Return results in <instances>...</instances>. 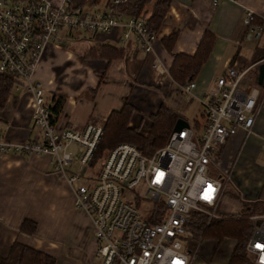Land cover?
<instances>
[{"label":"built area","instance_id":"1","mask_svg":"<svg viewBox=\"0 0 264 264\" xmlns=\"http://www.w3.org/2000/svg\"><path fill=\"white\" fill-rule=\"evenodd\" d=\"M124 1L109 0L103 10L92 11L84 4L71 10L68 0L57 5L48 0H0V72L16 78L13 88L21 86L30 93L29 118L35 130L34 140L20 144L0 140V153L50 157L53 172L73 192L75 208L89 218L94 256L102 264H191L200 240L189 244L185 224L191 212L205 214L207 220L219 217L217 209L230 171L218 173L215 161L232 137L241 133L243 143L252 132L260 89L243 82L264 58L246 68L229 65L215 78L200 101L199 129L188 122L178 132L171 130L165 144L149 155L120 143L92 162L102 124L89 120L79 130H57L33 71L44 47L60 45L64 34L75 29L109 32L122 25L119 46L132 34L137 48L149 53L154 34L147 30L144 18L125 14L120 21L109 7ZM219 1L211 0L212 6ZM253 17L245 10L242 24L257 39L263 30L264 10L261 23H252ZM151 67L160 81L172 82L157 59ZM193 87V82L179 87L180 94L191 95ZM70 146L78 157L75 169ZM248 219L251 231L245 251L249 264H264V213Z\"/></svg>","mask_w":264,"mask_h":264},{"label":"crops","instance_id":"2","mask_svg":"<svg viewBox=\"0 0 264 264\" xmlns=\"http://www.w3.org/2000/svg\"><path fill=\"white\" fill-rule=\"evenodd\" d=\"M48 1L56 5L62 2ZM108 2L84 0L83 4L90 6L92 11H101ZM245 10L260 18L264 0H220L214 6L211 0H169L149 53L137 48L132 34H128L124 44L119 46L118 40L124 30L122 25H116L109 32L87 31L88 37L83 38V46L78 49L47 44L35 65L33 79L40 83L48 107L54 99L62 100L54 121L55 128L79 130L89 120H96L103 126L109 112L118 109L126 99L135 109H140L136 107V93L149 87L158 88V85L164 91H159L155 97L157 103L164 102L179 114L183 99L187 105L199 107L201 114L200 101L213 87L215 78L229 65L250 66L257 61H253L257 49L264 47V28L260 36L253 39L242 24ZM116 15L120 21L125 18V13ZM205 30L213 34L214 40L206 60L192 79L191 95L186 97L168 78L159 80L158 73L151 67L152 60L157 59L160 67L168 72L172 54H193ZM171 33L176 36L171 51H167L160 39ZM70 37L71 32L64 34L63 41ZM95 44L113 46L124 56L109 61L83 58V53ZM245 79L246 76L243 83L249 84ZM252 79L250 84H256V76ZM30 102V93L21 86L12 87L0 110V140L13 144L34 140L35 130L29 118ZM258 103L252 132L244 140L250 139L248 148L251 150L264 148V96L261 98L260 91ZM155 108L156 105L149 113ZM140 111L143 112V108ZM128 123L135 125L130 120ZM241 138V133L236 134L222 148L215 161L220 171H225L221 161L231 159L245 145ZM257 188L254 193L242 194L240 200L264 202V177ZM241 193L240 190L234 192L235 195ZM73 200V192L64 178L53 172L49 156L0 153V254L5 255L11 243L16 241L55 259L74 255L87 262L94 256L95 240L89 218L75 208ZM218 207L224 209V206ZM23 219L34 221L36 227L32 234L20 231Z\"/></svg>","mask_w":264,"mask_h":264},{"label":"trees","instance_id":"3","mask_svg":"<svg viewBox=\"0 0 264 264\" xmlns=\"http://www.w3.org/2000/svg\"><path fill=\"white\" fill-rule=\"evenodd\" d=\"M99 0H94L98 3ZM84 0H68L67 5L71 10H78ZM169 0H125L116 5H109L114 12L125 13L135 17L144 18L147 30L155 35L168 8ZM252 23H261L259 17H253ZM264 28V24H263ZM176 34L163 36L160 41L167 51H171ZM214 37L211 32L205 30L198 41L193 54L174 53L168 68V75L172 82L179 87L192 82L201 65L206 60L211 49ZM123 52L113 46L95 44L83 53L84 58L103 59L106 61L122 58ZM257 53L253 61L258 58ZM16 78L7 73L0 72V110L3 108L7 95L16 83ZM62 100L56 98L49 106L52 120L55 121ZM133 105L123 101L118 109L109 112L97 143L94 148L92 162L99 159L104 152L120 143L133 145L141 154L149 155L154 150L163 146L172 130V126L178 117H181L164 102H160L156 110L149 114V125L146 132H140L138 127L129 126L128 122L134 111ZM198 120L191 122L192 126L199 129ZM241 209L235 215L221 213L217 218H210L201 213L191 212L185 224L188 233L189 244L194 245L200 240H210L218 244L224 239L232 242L231 249L225 264H242L249 262L245 251V242L251 231V223L248 216L256 212H264L262 201H240ZM35 223L29 219H23L20 223V231L32 234ZM0 264H55V259L40 250L34 249L19 242H12L5 255L0 254Z\"/></svg>","mask_w":264,"mask_h":264},{"label":"rangeland","instance_id":"4","mask_svg":"<svg viewBox=\"0 0 264 264\" xmlns=\"http://www.w3.org/2000/svg\"><path fill=\"white\" fill-rule=\"evenodd\" d=\"M84 37H88L87 31L82 29H75L71 31V37L67 41H63L65 43L62 42L61 44L67 46L68 48L78 49L83 46V42L81 41ZM256 52L258 55L257 61L259 62L264 57V47L262 49H257ZM254 76H256V66L248 71V73L246 74L245 82L250 84ZM162 89L163 88H161V85H158V88L149 87V89H141L139 93H136V96L134 97L135 101L137 102L136 107H139L140 109L143 108V112L140 111V109H134L135 112L133 111L134 113H132L130 117L131 123L133 121V123L135 124L132 127H138V130L140 132H143L142 130H144L145 128L148 129L147 126L149 125V114L153 113L160 103H157L155 101V97L159 95V91H164ZM260 96L261 98H263L264 96V88L262 87L260 90ZM124 101H127V99ZM155 105L156 108L154 109V111L149 113ZM199 111L200 108L196 105H187L185 100H181L178 112L179 115L183 117L187 122L191 123L194 120H198L201 123ZM248 142H250V139H247V141L244 142L245 145H242L243 147H241L239 152H235L231 159H219L222 160L221 162L224 166V170L227 172L230 171L229 182H227L223 196L219 202V206H224V209H217L219 214H221L220 212H222L235 215L237 212H239L241 209L240 197H242V194H245L249 191L251 193L256 192L258 190L257 187L259 186V183L264 177V148H261L260 150H251L248 148ZM69 148L73 152L74 161L72 166L73 169H75L78 157L77 154H75V147L70 146ZM217 156L219 157L220 155ZM221 171L217 169L218 173H220ZM238 190L242 192L241 195L234 194V192ZM129 198H131V194ZM145 203V206L148 207L149 201L146 200ZM260 213L262 212H256L254 214ZM231 246L232 242L229 239H224L218 244L210 240H202L191 264H225ZM78 257L79 258L75 257L74 255H69L66 259L53 258L55 259V264H102L101 260L95 256L91 257L87 262H84V260H82L80 256ZM242 264H249V262L247 261Z\"/></svg>","mask_w":264,"mask_h":264},{"label":"water","instance_id":"5","mask_svg":"<svg viewBox=\"0 0 264 264\" xmlns=\"http://www.w3.org/2000/svg\"><path fill=\"white\" fill-rule=\"evenodd\" d=\"M256 85L261 86V87L264 86V63L263 62L257 65ZM187 126H188V122L184 118L178 117L172 126V131L178 132L181 128L187 127Z\"/></svg>","mask_w":264,"mask_h":264}]
</instances>
